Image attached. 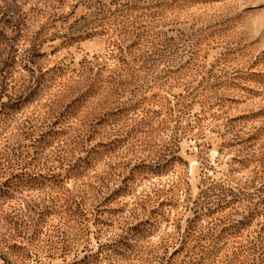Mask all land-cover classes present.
<instances>
[{"label":"rangeland","instance_id":"obj_1","mask_svg":"<svg viewBox=\"0 0 264 264\" xmlns=\"http://www.w3.org/2000/svg\"><path fill=\"white\" fill-rule=\"evenodd\" d=\"M0 264H264V0H0Z\"/></svg>","mask_w":264,"mask_h":264}]
</instances>
